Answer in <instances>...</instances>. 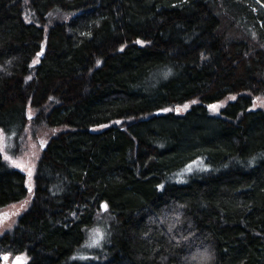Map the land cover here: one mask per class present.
<instances>
[{"label":"trees","instance_id":"obj_1","mask_svg":"<svg viewBox=\"0 0 264 264\" xmlns=\"http://www.w3.org/2000/svg\"><path fill=\"white\" fill-rule=\"evenodd\" d=\"M258 97L264 0H0V264H264Z\"/></svg>","mask_w":264,"mask_h":264},{"label":"rangeland","instance_id":"obj_2","mask_svg":"<svg viewBox=\"0 0 264 264\" xmlns=\"http://www.w3.org/2000/svg\"><path fill=\"white\" fill-rule=\"evenodd\" d=\"M261 100L255 99L253 108L261 107V106L264 107V104L261 103ZM223 104L224 101L219 103H214L212 105H216L217 107L215 109H213L212 107L210 108L213 111L218 112ZM186 105L189 106L190 104L188 103ZM184 108L185 105L180 107V109H184ZM100 129H103V126L96 128V130H100ZM50 134L51 131L43 127L36 128L34 131L32 130L27 131L24 144H22L19 151L14 156H12L10 145L8 141L5 139V136L3 135V138H0V149L4 157L5 156L11 157V160L9 159L8 160L11 161L15 166L19 165L17 167L21 168L27 173H28V169H32V174H33L35 168V161L40 153V148L46 142ZM27 205H28V200H25L23 202L10 205L7 208L0 211V217H3V222L0 223V233L12 229L17 218L25 210ZM96 229L99 230V228H95L94 230ZM99 231L102 232L101 230ZM90 235H91V239L89 240L88 237L87 241L88 240L89 241L88 242L85 241L84 249L81 251V255L78 256L79 259H84L86 255L88 257L89 255L94 253L93 249L96 250L101 246V242L99 246H90L92 244L93 231L92 233H90ZM11 263H12V259L7 258V260H4L3 264H11Z\"/></svg>","mask_w":264,"mask_h":264},{"label":"snow or ice","instance_id":"obj_3","mask_svg":"<svg viewBox=\"0 0 264 264\" xmlns=\"http://www.w3.org/2000/svg\"><path fill=\"white\" fill-rule=\"evenodd\" d=\"M138 43H143L141 41H138ZM43 53H38L37 54V60L34 61V63H39V56L42 55ZM170 74V73H169ZM167 75V74H166ZM30 79V77H29ZM232 99H235V97H232ZM258 100H261L260 97L257 98ZM193 103H195V101H193ZM261 103L264 104V100H261ZM188 106L185 105V108H187ZM210 107H212L213 109H215L217 106L216 105H211ZM165 111H170L169 109H165ZM3 130H0V138H3ZM6 159H9L11 160V157H8V156H5ZM19 166V165H17ZM191 168L192 166L190 165L188 167V171H191ZM28 177H29V180H31V177H32V169H28ZM160 189H163V185H159L158 186ZM29 191L31 192V187H29ZM104 208V210L106 211L107 208H108V205L107 204H104L102 206ZM3 222V217H0V223ZM104 239V234L102 232H100L98 229L96 230H93V238H92V244L90 246H99L100 245V242ZM5 260H7V257H4ZM17 261H18V264H26V261H21L20 258H17Z\"/></svg>","mask_w":264,"mask_h":264}]
</instances>
